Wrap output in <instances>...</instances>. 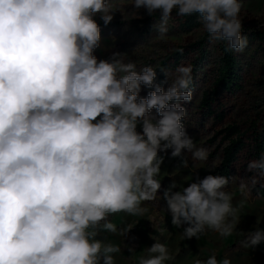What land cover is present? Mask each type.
Here are the masks:
<instances>
[{
  "label": "clouds",
  "instance_id": "clouds-1",
  "mask_svg": "<svg viewBox=\"0 0 264 264\" xmlns=\"http://www.w3.org/2000/svg\"><path fill=\"white\" fill-rule=\"evenodd\" d=\"M132 6L159 13L154 27L161 36L173 12L196 14L204 32L226 42L225 52L248 45L241 0H133ZM114 13L109 0H0V264H115L121 247L98 238L101 229L117 231L108 216L143 215V202L158 196L184 239L237 232L227 177L197 174L186 186L172 181L161 192V153L170 149L185 168V153L207 159L182 123L193 66L178 65L165 89L155 83L156 68L137 71L126 53L98 59L95 17L106 26ZM142 88L149 89L146 97ZM247 170L264 176V154ZM262 242L264 229L257 228L240 244ZM144 251L138 264L174 259L160 242ZM193 264L232 260L212 254Z\"/></svg>",
  "mask_w": 264,
  "mask_h": 264
},
{
  "label": "rangeland",
  "instance_id": "rangeland-1",
  "mask_svg": "<svg viewBox=\"0 0 264 264\" xmlns=\"http://www.w3.org/2000/svg\"><path fill=\"white\" fill-rule=\"evenodd\" d=\"M115 11L113 20L104 25L97 15L95 19L101 21L108 31L106 36L101 35V45L94 51V55L98 59H106L113 52L126 53V59L134 57L137 53H144L145 50H153L155 55H160L165 50L161 49L157 41L163 39L166 44L171 46L189 44L199 39L203 31L201 29L190 33H182L179 35H157L153 39H139L135 37L133 27L139 24L141 19L148 16L144 9L137 10L132 4L133 0H109ZM242 8L240 17L243 23L251 25H264V0H241ZM175 12L169 24L175 23ZM122 22L118 26V22ZM101 31V30H100ZM193 52L188 53L185 58L180 61L181 64H190L195 59ZM170 73V80L172 78ZM201 87H205V82H200ZM167 85L165 86V89ZM201 89L195 91L192 97V105L197 106L201 99ZM141 96H147L141 91ZM245 99L244 94L238 91L233 95L225 94L220 99L223 101L224 117L222 120L212 116L206 119L201 128H195L194 122L188 118L185 127L187 133L193 138L198 147H203L207 153L213 149V146L207 143V139L211 138L214 133L224 127L226 124L235 119L241 102ZM191 104V103H190ZM190 104H182L185 109H189ZM155 111V110H153ZM217 144V142H215ZM171 150L167 153H161L164 156L161 171L157 179L162 183V189L175 181L180 186H186L192 182L196 175L200 179L209 175V165L211 161L193 160L191 153H185L188 161V167H182L179 159L170 157ZM220 151L217 153V155ZM252 161L246 155V149L240 154L239 160L234 163L235 175L231 182L226 186V191L232 197L233 207L236 209L239 224L237 232L230 237H221L214 231H206L201 234L199 239H184L183 229L177 228L171 224V216L167 212L166 202L161 200L159 196L155 200L144 201L143 215L132 216L124 212L111 214L108 220L113 223L117 231L105 232L102 229L99 237L107 243H112L121 247V252L114 254L115 264H138L139 259L146 255L145 248L150 247L155 242L165 244L174 259L169 260L166 264H193L197 258L206 259L212 254H216L218 259L227 256L232 260V264H264V242L255 248H244L240 241L244 239V235L248 231H254L257 228L264 229V197L254 196L250 191L252 187L250 179L253 176L258 177V182L254 185H264V176H259L257 171H248L247 164ZM241 185H246L243 190ZM103 224V221L101 222ZM186 226V225H185ZM129 230L128 236L126 232ZM239 233V234H237ZM133 247L134 253H130L128 248Z\"/></svg>",
  "mask_w": 264,
  "mask_h": 264
},
{
  "label": "trees",
  "instance_id": "trees-1",
  "mask_svg": "<svg viewBox=\"0 0 264 264\" xmlns=\"http://www.w3.org/2000/svg\"><path fill=\"white\" fill-rule=\"evenodd\" d=\"M174 20L175 23L168 24L167 35L175 36L199 29L203 31L196 14L177 16ZM159 22V13L141 19L139 24L133 27L135 37L147 40L159 36L154 27ZM97 23L100 26V34L106 36L108 31L105 26L101 21ZM121 24V21L118 22V26ZM242 35L248 40L243 52H225L226 42L215 41L203 31L199 39L189 44L169 46L163 39L158 40L160 48L165 50L160 55H155L153 50H145L144 53H137L134 57L126 59V62L131 60L136 63L137 71L144 66L156 68L155 83L165 88V81H170V73L180 65V61L190 52L195 54V59L190 62L193 66V80L189 90L192 97L197 89H201L202 93L197 106L194 107L191 101L185 102L186 105L191 104L182 120L184 126L189 123L188 118L191 117L195 128H201L206 119L212 116L222 120V96L233 95L238 91L244 94L245 99L241 102L235 119L206 140L213 146L208 152V159L211 161L209 174L225 176L229 183L235 175L234 163L239 160L243 150L246 149L247 157L252 160L259 159L264 154V25L243 23ZM200 82H205V87H201ZM142 91L147 95L149 89L142 88ZM249 191L254 196L264 197V185L252 186Z\"/></svg>",
  "mask_w": 264,
  "mask_h": 264
}]
</instances>
